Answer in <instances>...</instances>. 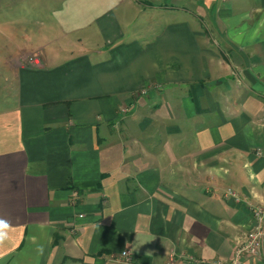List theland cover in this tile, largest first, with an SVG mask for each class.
Wrapping results in <instances>:
<instances>
[{"label":"crops","instance_id":"1","mask_svg":"<svg viewBox=\"0 0 264 264\" xmlns=\"http://www.w3.org/2000/svg\"><path fill=\"white\" fill-rule=\"evenodd\" d=\"M184 1L58 0L1 65L0 264L231 258L264 206V0Z\"/></svg>","mask_w":264,"mask_h":264},{"label":"rangeland","instance_id":"2","mask_svg":"<svg viewBox=\"0 0 264 264\" xmlns=\"http://www.w3.org/2000/svg\"><path fill=\"white\" fill-rule=\"evenodd\" d=\"M57 1L0 0V70L2 69L1 65L12 60L13 56H17L19 53L23 58L25 52L30 51L32 48L29 44L30 38L39 32L38 26L41 21L52 18L54 13L52 10L58 5ZM184 3L188 4L189 2L185 0ZM230 47L234 49L233 46ZM230 47L223 44L225 51L230 50L232 52ZM236 49L240 50V48ZM28 56H30L29 53H27L26 58ZM145 93L146 91H144ZM125 109H123L124 113L128 111L127 108ZM228 190L224 193L225 196H227Z\"/></svg>","mask_w":264,"mask_h":264},{"label":"built area","instance_id":"3","mask_svg":"<svg viewBox=\"0 0 264 264\" xmlns=\"http://www.w3.org/2000/svg\"><path fill=\"white\" fill-rule=\"evenodd\" d=\"M261 153V150H256V154L260 155ZM226 195L234 196L235 193L228 190ZM253 217L254 220L251 228L246 232L240 243L236 245L229 260L194 258L192 262L194 264H257L258 261L264 263V206H254ZM121 257L125 261H129L131 259L130 250H123ZM175 259L176 253L174 251L170 252L169 264H175Z\"/></svg>","mask_w":264,"mask_h":264}]
</instances>
